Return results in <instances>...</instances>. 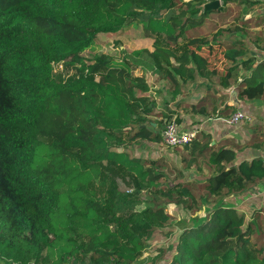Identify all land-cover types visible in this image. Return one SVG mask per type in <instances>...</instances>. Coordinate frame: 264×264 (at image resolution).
Segmentation results:
<instances>
[{
  "label": "trees",
  "instance_id": "obj_1",
  "mask_svg": "<svg viewBox=\"0 0 264 264\" xmlns=\"http://www.w3.org/2000/svg\"><path fill=\"white\" fill-rule=\"evenodd\" d=\"M230 1L255 2L223 0ZM205 2L197 0L188 11L199 16L189 14L182 21L180 15L164 14L176 0H0V261L132 264L152 233L170 220L160 206L123 214L115 200L95 193L92 181L102 162L122 166L155 185L152 167L112 149L110 141H121L120 134L128 129L131 140L162 138L143 124L151 107L146 81L132 77L136 64L103 54L87 64L81 53L98 33L127 30L139 21L144 35L154 40L153 50L130 53L168 60L172 52L159 45V38L175 41L181 30L199 25L209 12L200 7ZM186 45L165 75L174 95L180 82L208 68L203 51L210 52L211 44L192 36ZM230 49L225 55L234 66L227 77L244 54ZM58 62L75 69L78 77L56 80L52 65ZM102 68L105 71L93 79ZM243 81L242 98L263 94V81ZM206 101L202 97L184 107L205 115ZM137 123L142 124L134 126ZM200 136L192 144L213 174L202 183L190 180L172 187L163 195L173 202L190 208L196 203L194 186L243 190L264 177L260 158L234 163L232 148L214 149L206 133ZM262 223L259 212L245 219L234 206L215 204L181 230L166 264H264Z\"/></svg>",
  "mask_w": 264,
  "mask_h": 264
},
{
  "label": "rangeland",
  "instance_id": "obj_2",
  "mask_svg": "<svg viewBox=\"0 0 264 264\" xmlns=\"http://www.w3.org/2000/svg\"><path fill=\"white\" fill-rule=\"evenodd\" d=\"M197 4V0H176V4L164 14L166 16L169 14L180 15V20L184 21L189 14L199 16V12H188L192 6ZM216 9L218 11H215ZM248 9L245 6L242 10L246 12ZM213 11L219 13L210 15ZM233 11H237L234 15L238 18L241 11L235 5L229 9L223 0H219V5L210 9L208 15L203 18L199 25H191L188 30H181L175 41L166 42L163 37L159 38V45L172 52V56L168 60L153 58L146 52H141L138 56H133L130 53L134 49L153 50L154 40L144 35L143 24L139 21L127 30L116 33H98L93 43L81 54L87 64L95 63L96 56L101 54L114 60L126 58L129 64H136L137 67L133 70L132 77L141 75L146 81L148 85L146 94L148 104L151 107V113L145 116L143 124L161 135L168 121L175 120L179 124L182 119H188L189 112L183 104L196 101L202 96L206 88L215 90L217 95L215 101L229 100V96L223 88L233 85L234 82L230 85L225 84L223 66L227 58L224 57V49L209 52V54L205 49L206 51L204 50L203 53L208 54L209 64L207 70L201 74H195L193 79L180 82L178 85L179 93L176 95L171 93V85L165 75L168 69L176 64V58L187 49L186 43L192 36H199L212 45L216 44L218 41L216 37L229 28L227 26L222 27L227 25L223 21L227 15H232ZM229 35L228 30L223 36L228 37ZM241 38L245 40L244 36ZM212 69L223 73H218L215 76L211 74ZM52 71L53 77L58 81H67L78 77L77 71L63 62L54 63ZM104 71L102 68L91 76L97 80ZM239 72L243 75L248 70L243 69ZM141 124L137 123L134 126ZM43 125L46 127L45 123ZM130 131L128 129L120 134L121 141H110L115 144L112 149L124 150L129 156L141 159L145 166L152 167L153 172L157 174L156 178L153 179L155 185H149L147 180L135 176L122 166L112 162H102L100 173L93 179L92 187L98 196L115 200L118 211L123 214L142 210L146 206L164 208V211L170 215V220L165 226L152 233L147 240V247L132 264H166L171 255L172 246L181 230L202 218L215 204L230 201L231 197L239 190L223 187L211 191L208 187L198 189V186H194L196 203H193L190 208L186 207L184 203L173 202L167 195L163 194L171 192L172 187L185 181L192 180L196 183H202L207 176L213 174L214 170L209 167L205 158L197 157L198 148H195L192 142L173 148L166 146L162 141L153 143L141 139L131 140L129 139ZM263 225L264 223L261 224V226ZM255 231H257L256 228ZM258 231H262V228ZM262 234L264 235L263 231ZM251 236L252 238L255 237V235ZM0 264L6 263L0 261Z\"/></svg>",
  "mask_w": 264,
  "mask_h": 264
},
{
  "label": "crops",
  "instance_id": "obj_3",
  "mask_svg": "<svg viewBox=\"0 0 264 264\" xmlns=\"http://www.w3.org/2000/svg\"><path fill=\"white\" fill-rule=\"evenodd\" d=\"M226 5L229 9L235 5L241 14L236 18L234 13L237 11H233L232 15H227L223 21L227 25L222 27H229L224 30V33L229 30L230 35L228 37L223 36V33L219 35L220 37H216L218 38L216 44L208 43L212 47L210 53L224 49L225 55L231 50L230 47L242 50L244 53L236 58V67L231 69L230 77H227L225 73L229 67L234 66V61L228 59L226 55L224 57L230 62L226 59L223 66L224 73L211 70V74L215 76L218 73H223L226 85L234 82L233 85L223 88L229 96V100L215 101L217 96L215 90L206 88L197 100L202 97L206 98L207 113L203 115L202 113L190 112L187 107L188 119H182L179 124L186 130H199L196 135L197 139L201 137L202 133H206L214 149L220 146L232 148L235 152L234 163L253 158H260L264 163V92L254 99H245L239 94V90L242 88L239 84L244 82V77L249 81L264 82V0H255L254 3L230 1ZM245 6L249 8L246 12L242 10ZM215 11L210 15L219 13ZM241 36H244L245 40ZM206 50L209 54V49ZM243 69L248 70V72L241 75L239 71ZM197 100L190 103H196ZM236 110L244 112L250 119L242 120L237 124L228 123L226 118ZM222 204L234 206L244 215L245 219H249L252 212H259L261 220L264 222V177L249 183L245 189L239 190L232 196L230 201L222 202Z\"/></svg>",
  "mask_w": 264,
  "mask_h": 264
},
{
  "label": "built area",
  "instance_id": "obj_4",
  "mask_svg": "<svg viewBox=\"0 0 264 264\" xmlns=\"http://www.w3.org/2000/svg\"><path fill=\"white\" fill-rule=\"evenodd\" d=\"M249 119L250 117L247 114L236 110L226 118V121L230 124H237L242 120ZM198 132L199 130L196 129H183L175 120H170L165 124L161 132V141L168 147H181L195 140Z\"/></svg>",
  "mask_w": 264,
  "mask_h": 264
},
{
  "label": "water",
  "instance_id": "obj_5",
  "mask_svg": "<svg viewBox=\"0 0 264 264\" xmlns=\"http://www.w3.org/2000/svg\"><path fill=\"white\" fill-rule=\"evenodd\" d=\"M219 5V0H209L202 5V11L205 12L210 9H214Z\"/></svg>",
  "mask_w": 264,
  "mask_h": 264
}]
</instances>
